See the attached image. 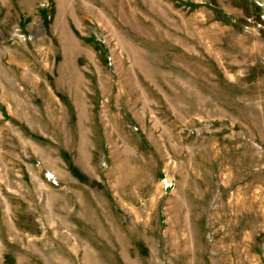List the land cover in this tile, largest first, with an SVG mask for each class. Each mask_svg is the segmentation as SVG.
I'll return each instance as SVG.
<instances>
[{"label": "rangeland", "instance_id": "obj_1", "mask_svg": "<svg viewBox=\"0 0 264 264\" xmlns=\"http://www.w3.org/2000/svg\"><path fill=\"white\" fill-rule=\"evenodd\" d=\"M0 264H264V0H0Z\"/></svg>", "mask_w": 264, "mask_h": 264}]
</instances>
